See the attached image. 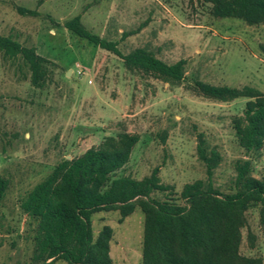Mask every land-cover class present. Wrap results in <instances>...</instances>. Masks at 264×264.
I'll return each mask as SVG.
<instances>
[{"label": "rangeland", "instance_id": "1", "mask_svg": "<svg viewBox=\"0 0 264 264\" xmlns=\"http://www.w3.org/2000/svg\"><path fill=\"white\" fill-rule=\"evenodd\" d=\"M213 9L206 0H0V36L45 60L36 84L22 55L0 49V178L8 183L0 201V264H38V221L23 202L63 161L108 138H138L114 176L143 181L158 169L170 188L151 194L159 202L184 205V187L207 181L200 142L219 156L213 185L221 194L235 193L243 166L264 181V151L247 152L237 137L249 99L216 100L195 87L200 81L264 94V22L218 17ZM77 17L124 55L142 49L168 65L184 61L185 80L127 68L65 28ZM244 217L239 263L264 264V205L252 203ZM91 223L94 241L105 227L112 230L111 264H143L145 214L137 202L126 218L103 211Z\"/></svg>", "mask_w": 264, "mask_h": 264}, {"label": "trees", "instance_id": "2", "mask_svg": "<svg viewBox=\"0 0 264 264\" xmlns=\"http://www.w3.org/2000/svg\"><path fill=\"white\" fill-rule=\"evenodd\" d=\"M206 1L214 5L218 17H236L249 24L264 22V0ZM18 12L36 14L23 8ZM64 26L79 38L117 56L129 69L154 73L167 82L185 80L184 61L168 65L142 49L124 55L117 42L93 34L79 17ZM0 49L13 57L22 55L32 66L33 81L38 84L44 59L1 36ZM195 87L202 95L216 100L249 99L244 124L236 126L237 137L247 152L264 151V94L249 87H217L200 81L195 82ZM137 142V137L129 135L108 138L100 148L63 161L34 188L22 204L24 212L38 221L34 261L111 264L112 230L105 227L94 241L91 217L98 212L118 210L126 218L134 212L137 202L145 214L143 264H240L238 249L244 214L252 203L264 205V181L249 177L243 166L238 170L235 193L221 194L213 185L219 156L215 151L208 153L200 142L198 154L206 166L207 181L184 187V205L173 199L159 202L151 194L170 188L160 183L158 169L143 181L114 176L129 162ZM7 188L8 183L0 178V201Z\"/></svg>", "mask_w": 264, "mask_h": 264}]
</instances>
